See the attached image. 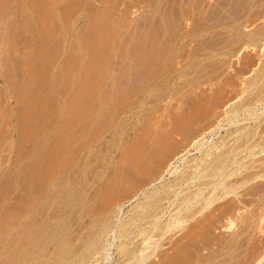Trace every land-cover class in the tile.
Masks as SVG:
<instances>
[{"label": "rangeland", "instance_id": "1", "mask_svg": "<svg viewBox=\"0 0 264 264\" xmlns=\"http://www.w3.org/2000/svg\"><path fill=\"white\" fill-rule=\"evenodd\" d=\"M218 1L219 0H0V10L2 9L0 11V49L2 51H0V126L2 131L8 130L11 127L14 129V164L16 176L19 178L18 182H23L24 176L29 174L30 158L37 157L41 163L42 169L46 166L47 160L48 162L50 161L51 158L49 159V156L51 154L52 158L55 159L56 165L66 167L73 163V160L77 158L79 153L81 156H84L91 152L94 157L93 164L96 163L97 168L105 165L108 170L107 173L98 178V181H101V185L97 184L91 195V213L100 215L102 212L105 213L111 208L117 210V207L124 203L118 217H114L118 223L119 217L129 219L136 209V203L138 204V202L142 200L141 196L138 199H134V194L136 195L147 183L160 175L170 160H173L174 157L181 154L185 146L190 143V140L200 134L202 122L204 121L202 119V113L207 111V109L220 113L213 124H218L220 122L222 125L220 129L213 131L211 129L216 127V124H212L209 128L202 129L204 131L209 130L208 133L210 132V134H207V140L210 139L211 142L222 140L228 128L233 129L240 124L245 125L248 122L253 126L252 124L258 120L264 122V114H262L261 117V110H259L261 106L263 107V102L260 101H253L251 105L249 104L250 109L255 110H253L254 115H252V117L250 116L251 114H247L248 111H243L244 113L241 112V115L236 119H239V121L235 122V118H231V123L230 119L226 120L223 114L226 106L223 100L225 89H231L233 91L229 94L230 96L226 102L233 100L228 102L233 104L236 101L244 99L248 92L247 90L250 89L248 85H245L244 81L252 77L254 70L259 65L257 61L254 63L255 65L247 64L249 61L248 59L253 58L259 60L262 52L259 51L261 44L253 48L251 46H246L247 48L243 50L240 56L235 55V53L232 54L231 51L226 52L225 49L220 50L223 49L222 45L225 43L224 40L222 41L220 38H222L224 32H227V27L225 26L226 28L223 29V25L220 27V25L217 24L218 18L215 14H217L218 10L220 11L219 14H229V11H227V2L229 0L219 1L220 5H218L217 10ZM222 1L226 3L225 8H223L221 4ZM213 6L216 8H213ZM252 10L253 9L250 8V13H252ZM263 20L264 17L254 21H238L235 26H237L236 29L239 30V33H246L256 28L255 26L261 25ZM213 27H215L214 30ZM226 35L227 33L224 38ZM218 48L219 50H217ZM209 49H212V52ZM259 52H261V54ZM226 55H228V57L232 56L228 58ZM148 58L149 61H147ZM135 61L138 66H136ZM250 66L251 68L254 67V69H250ZM205 67L209 69H205ZM183 68L187 70H183ZM242 68H244L243 70L245 71L241 70ZM143 70L146 72L144 73ZM177 71L182 72L177 74ZM129 72L130 74L133 72V75H130ZM194 73L198 74V76ZM5 75H8V81ZM169 75L170 78L173 77L174 79L170 83V92L166 89L159 90L157 86L153 85L151 82ZM230 77H232V79ZM125 78L128 79L126 80ZM14 79L15 81L13 83L12 80ZM10 80L13 86L9 83ZM231 80L235 82L233 81L231 84ZM100 81H102L104 85H102ZM241 81L243 85L239 86ZM139 82H141V84ZM119 83L122 84L120 85ZM229 83L230 85L228 88L227 84ZM107 86L113 91H108L110 89ZM135 86H138L136 88L138 91L135 89ZM143 86L145 90L149 89L145 91ZM104 88H106V90ZM116 89L123 90L120 93L117 92ZM103 92L109 94L116 92L115 94L117 97H115V94H113L114 96L111 95L108 97V94L106 95V93ZM129 93L133 94L131 95ZM167 93L170 98L166 95ZM158 94H163V97L158 99ZM144 95L151 99V102L144 105L142 113L139 114V116L132 117V120H126L127 122L125 121V124H120V122L124 120V117H126L127 109L131 106L130 104L133 100L138 96L144 97ZM171 96L174 97L172 98ZM177 96H179V98ZM84 97L86 100H84ZM123 97H126L127 100L126 98L123 99ZM109 98H111V100L113 98V103ZM177 99L178 101H175ZM126 101H128V103ZM79 102H82L83 105ZM94 103H96L94 106L95 108L92 106ZM78 105H82L80 107L83 109ZM86 107H91V111ZM114 107L116 108L113 109ZM121 108L123 110H121ZM74 109L77 111L75 112ZM93 109L97 111H95L97 117L95 116L96 114L93 113ZM116 109L118 111H116ZM86 110L87 115L85 113ZM161 111L164 113H161ZM114 112L117 114H112ZM111 114L113 116H111ZM258 114L259 118H257ZM242 115L246 117L249 116V120L248 118L244 119L245 116ZM82 116H86L88 119ZM92 116L97 118L93 120L94 122H91ZM99 116L100 118H98ZM120 119L121 121H119ZM159 119L160 121H158ZM251 119L252 121H250ZM83 121L85 122L83 123ZM233 123L236 126L233 125ZM143 124L146 126H143ZM177 124L180 128L171 129V127H175ZM180 125H182V127ZM191 125L195 128L194 131L190 133L185 132V128ZM80 126L82 129H80ZM85 126L86 128H83ZM88 127H90V129ZM2 133L4 132L0 131V140L3 141L1 137ZM161 135H167L168 138L170 137V140L176 142V146L159 168L157 175L144 178L145 176L142 174L144 169L141 168V164L145 160L149 162L150 153L154 151L152 147H155L156 139ZM113 137L117 140V145H115L117 148L112 151L111 149L108 150V147H110L112 141H116ZM79 141H81V147L78 145L80 143ZM89 141L92 143H88ZM82 143H85V145ZM88 146L91 147L89 148ZM139 151L141 155L138 154ZM199 154V152H196L192 155H188L186 164L195 162L194 158H197ZM104 155L105 157L103 158ZM172 155L174 157H172ZM263 157L264 152L255 155L256 159H263ZM184 164L183 166L179 165V171H184L186 169V164ZM19 172L20 174H18ZM165 178L164 181L162 179L163 182L169 179L168 176ZM162 181L158 184L163 183ZM189 183H192L191 180ZM188 188H190V186L177 185L175 191H179L178 194L181 195L182 190H188ZM39 189L42 190V188ZM34 196H32V198H34ZM109 197L111 198L109 199ZM172 198L173 197H171V200L170 198H166L162 201L164 212H166L161 215V219L167 216V211H173ZM231 198V195L221 196L220 199H217L211 205L212 208L206 209L203 214L208 212L210 217H212L213 214H210L211 211L216 209L213 213L218 212L217 208H215L216 205ZM248 198L249 196H247V199ZM67 201H69V199ZM64 203H66V201ZM106 204L108 205L106 206ZM97 208L100 212L96 210ZM107 208L108 210L106 211ZM103 209H105V211ZM26 220H28V217L22 221L15 235L17 237H15L17 241L16 247L18 249L20 246L21 248L23 247L27 239L28 222ZM189 224L190 222H188L186 226L189 227ZM133 225L136 227H133ZM139 227V224H131L130 229L133 231L135 230L132 235L137 233L136 231ZM228 229L219 224L213 229V232L215 231L214 233L217 236L225 237L231 232V230ZM177 231V228H174L173 231L166 234V239L161 240L164 242V245L160 243V246H154L153 241L157 236H153L151 239L141 244V246L145 247L148 245L147 249L138 252V257L142 255L144 258L141 263L159 264L160 261L165 259L169 264H199L200 262L202 264V255L207 253V248L202 247L204 249L201 248L196 254L193 252V248L181 245L182 242L186 241V238L179 236V232ZM74 235L75 231L71 236ZM109 236L110 240L114 242L109 240ZM131 236L123 237L122 239H113V234L109 231V233L102 237L105 242L101 239L100 245L97 246V254H93L85 264H137L135 263L137 258H134V261H131L132 263L124 262L123 252H121L123 251L121 245L127 242ZM140 237L141 235L139 234L135 238L133 237L131 241L137 242L141 239ZM197 237L199 238V236ZM74 241L80 244L79 239H75ZM145 243H147V245ZM177 243L179 245L176 246ZM250 244L251 243L248 245L249 247ZM251 249L249 252L243 253L242 259H240L242 263L248 259L249 254H251ZM261 250L257 252V258H261L264 253V246ZM162 251H164V254H161ZM174 251L176 255H174ZM145 254L148 257H146ZM197 255L202 257L198 259ZM257 258L254 260L255 262L258 260ZM171 260H175V263ZM176 260L178 261L176 262ZM262 261L261 264H264V258Z\"/></svg>", "mask_w": 264, "mask_h": 264}, {"label": "bare ground", "instance_id": "2", "mask_svg": "<svg viewBox=\"0 0 264 264\" xmlns=\"http://www.w3.org/2000/svg\"><path fill=\"white\" fill-rule=\"evenodd\" d=\"M219 1H221V0H219ZM219 1L217 2V10H218V5H220ZM222 2H221V4H222L223 8H225L226 3H224V2L222 3ZM227 4H228V10L227 11H229V14H219V12H220L219 10L218 11L216 10L217 14H215L218 18L217 24L220 25V27L223 25V29L227 27V32H224V34L222 35V38H220V39H222V41L224 40V42H225L222 45L223 49H220V50L225 49L226 52L231 51L232 54L235 53V55L240 56L242 54L243 50H245V48H247L246 46H251L253 48V47L261 44L259 51L262 52V54H261V52H259L261 54L259 60L258 59L255 60L253 58L248 59L249 61L247 62V64L249 63L250 65H253L257 61L258 62L257 64H259V65L258 66L256 65L257 68L254 70L252 77H250L249 79L246 78L247 80L244 81L245 85H248L250 87V89L247 90L248 92L246 94V97H244V99H242L240 101L234 102L233 104L228 103L229 101L230 102L233 101V100H229L228 102H226L230 96L229 94L233 91L231 89H229V90L225 89L223 100H224V103L226 106L224 108L223 114L226 117V120L230 119V122H231V118L232 119L235 118V122H236V121H239V119L238 120H236V119L241 115V112L244 113L243 111H248L247 114L248 113H249L248 115L251 114L250 115L251 117H252V115H254L253 113L255 110L250 109V107H249L251 105V102H253V101L263 102V107L262 106H261V108L258 106H256V107L260 108L259 110H261V112H260L261 117H262V114H264V110H263L264 109V20H263L261 25H259V26L257 25L258 27L255 26L256 28H254L250 32H246V33L245 32L239 33L238 32L239 30L236 29L237 26H235L238 21H254V20H257L258 18L264 17V0H229L227 2ZM214 6H213V8H216ZM9 7H11V6H9ZM250 8L253 9L252 13H250ZM223 12H225V11H223ZM225 13H228V12H225ZM214 28L215 27H213V30H214ZM12 33H13V31H12ZM226 33H227V35L224 38ZM220 34H221V32H220ZM3 36H4V34H3ZM206 49H208V48H206ZM214 49H216V48H214ZM217 50H219V48ZM0 51H1V49H0ZM226 56L228 57V55H226ZM231 56H229V57H231ZM144 59H145V57H144ZM206 59H207V57H206ZM136 61H135V64H136V66H138ZM147 61H149V58ZM153 61H152V64H153ZM138 62H139V60H138ZM192 62H193V60H192ZM188 63H190V62H188ZM188 63H187V65H188ZM179 64H180V62H179ZM223 64H224V62H223ZM145 65H146V63H145ZM150 65H151V63H150ZM209 65H210V63H209ZM210 66H208V67H210ZM146 67H147V65H146ZM208 67H205V69H209ZM185 68H183V70ZM252 68L254 69V67H252ZM252 68L250 66V69H252ZM243 69L244 68H242L241 70H243ZM185 70H187V69H185ZM243 71H245V70H243ZM140 72L142 73L141 70H140ZM145 72L146 71H144V73ZM179 72L180 71H177V74ZM185 72H187V71H185ZM9 73H10V71H9ZM220 73H221V71H220ZM129 74H130V72H129ZM194 74H196V73H194ZM196 76H198V74H196ZM10 77H13V76H10ZM174 77H176V76H174ZM183 77H184V75H183ZM183 77H182V79H183ZM7 78H8V75L6 76V80H7ZM120 78H121V76H120ZM222 78H224V77H222ZM230 78L232 79V77H230ZM154 79H156V78H154ZM238 79H239V77H238ZM8 80H9V78H8ZM121 80H122V78H121ZM138 80H139V78H138ZM173 80H174L173 77L170 78V75H169L167 77H164L161 79H156L155 81H151V82L153 85L157 86V88L159 90L166 89L167 91H169L170 83ZM7 81H6V83H7ZM12 81L14 83L15 79ZM117 81H118V79H117ZM233 81L231 82V84L233 83ZM100 82H102V81H100ZM194 82H196V81H194ZM9 83H11V80ZM139 83L141 84V82H139ZM220 84H222V83H220ZM102 85H104L103 82H102ZM113 85H112V87H113ZM191 85H193V84H191ZM227 85L229 88L230 83ZM240 85L241 86L243 85L242 81L239 84V86ZM12 86H13V84H12ZM86 87H87V83H86ZM130 87H127V88H130ZM137 87L138 86H135V89ZM249 87H247V88H249ZM116 88H118V87H116ZM150 88H152V87H150ZM104 89L106 90V88H104ZM109 89L110 90H108V91H113L111 88H109ZM123 89H118V90L116 89V90H117V92L121 93V91ZM148 89H146V90H148ZM139 90H140V88H139ZM141 90H143V89H141ZM144 90H145V87H144ZM244 91H245V89H244ZM107 92H103V93H106V95L108 94V97H110L111 95L116 93V92H114L113 94L112 93L109 94ZM90 93H91V91H90ZM129 94H131V93H129ZM88 95H89V92H88ZM126 95H127V93H126ZM166 95L169 96L168 93ZM243 95H245V94H243ZM115 97H117L116 94H115ZM115 97H113V98H115ZM162 97H163V94H160L157 98L161 99ZM164 97H165V95H164ZM177 97L179 98V96H177ZM233 97H235V96H233ZM96 98H97V94H96ZM105 98H107V97H105ZM113 98H112V100H111V98H109L111 100V102L113 101ZM125 98L123 97V99H125ZM169 98H170V96H169ZM79 99H81V98H79ZM90 99H92V98H90ZM84 100H86L85 97H84ZM126 100H127V98H126ZM82 101H83V99H82ZM175 101H178V99ZM90 102H92V101H90ZM126 102L128 103V101H126ZM149 102H151V99H149L147 96H145V95H144V97L138 96L130 104L131 106L128 107V109H127L128 111L126 112L127 115H126V117H124V120H122V121H121V119L119 120V121H121L120 124H125L124 122L126 120H130L132 117L139 116V114H141L143 111L144 105L146 103H149ZM79 103H82V102H79ZM115 103H114V105H115ZM176 103H178V102H176ZM95 104L96 103L92 104L93 108H95L94 107ZM254 104H256V103H254ZM82 105H83V103H82ZM82 105H80V106H82ZM157 105H158V103H157ZM223 106H224V104H223ZM116 107H118V106H116ZM116 107H114L113 109H115ZM76 108H77V104H76ZM86 108H89V107H86ZM81 109H83V108H81ZM104 110H105V108H104ZM121 110H123V109L121 108ZM162 110H164V109H162ZM208 110L209 109H207V111ZM76 111L77 110H75V112ZM89 111H91V109ZM92 111H93V113H95L96 110L94 111V109H93ZM116 111H118V110L116 109ZM156 111H157V109H156ZM207 111H205V112H207ZM2 112H4V111H2ZM83 112H85V111H83ZM162 112L163 111H161V113ZM192 112H194V111H192ZM205 112L202 113V119L204 121L202 122L201 130L204 128H209L213 124V122L215 121L216 117H219L218 115L220 114L217 111L214 112L212 110L211 111L209 110L207 113H205ZM85 113L87 115V110ZM112 114H117V113L114 112ZM112 114H111V116H113ZM90 115H92V114H90ZM245 115H242V116H245ZM255 115H257V114H255ZM95 116L97 117V114ZM119 116H120V113H119ZM84 117H85V119L87 118L86 116H84ZM95 118L92 116L91 122L93 120H95ZM98 118H100V116ZM246 118H248V120H249V116L244 117V119H246ZM257 118H259V114H258ZM78 119H80V118H78ZM134 119H133V121H134ZM156 119H157V117H156ZM167 120H168V118H167ZM117 121H116V123H117ZM158 121H160V119ZM193 121H195V120H193ZM250 121H252V119ZM255 121H256V118H255ZM84 122L85 121H83V123ZM166 124H164V125H166ZM215 124L216 123H214L213 125H215ZM89 125H90V123H89ZM233 125H235V124L233 123ZM240 125H238V126L235 125L236 127L233 129H231V128L226 129V134L222 137V140H218L215 142H211L210 139L207 140V138H208L207 134H210V132L208 133L209 130L208 131L202 130V132H201V130L199 129L200 134L199 135L197 134L198 136H196L194 139H191L192 136L190 137V139H191L190 143H188V145L185 146L184 151L181 152V154H179V155L177 154L178 153L177 152L176 154L178 156H176V157H174L172 155V157H174V159L173 160L171 159L172 161L170 160V162L167 164V166L165 165L166 167L163 170V172L162 173L160 172L161 173L160 175H158L151 182L147 183L144 187L142 186L143 188L140 189V191L138 193L136 192L137 193L136 195L134 194V197H133L134 199H138L141 196L142 200L139 201L138 204L136 203V205H135L136 209L133 211L131 216L128 215V216H130L129 219L119 217L118 223L116 222L114 217H116V216L118 217L119 213L121 212V208L124 206L123 205L124 203L122 205H119L117 207V210L115 208H111L108 210V208H107L106 211L107 210L108 211L105 213L102 212V214H100V215H97V214L94 215L93 213H91V209H90V204H91L90 202H92L91 201V195L93 194V190H94L95 186H97V184L101 185V183H100L101 181H98V178L100 176L104 175L105 173H107L108 170H107V166H105V165H104L105 167L100 165L101 167L97 168L96 163L93 164L94 157L90 151H89L90 153H87L84 156H81L80 153L78 152L80 156L77 155V158L73 160V163H71V164L69 163L70 165H68L66 167L65 166L61 167V166L56 165L55 159L52 158L51 154L49 156V159L51 158L50 161L48 162V160H47L46 166H44L42 169H41L42 166L40 165L41 163L39 162L37 157L32 158V159L30 158V162H29L30 166L28 169L29 174L24 176L23 182H18L19 178H17L18 176H16L15 164H14V150H15V148H14V138H15L14 137V135H15L14 129H13V127H11L8 130L2 131L1 126H0V131L4 132V133H2V136H1L3 141L0 140V264H85L86 261L93 254H95L97 252V248H98L97 246L100 245L101 241L103 240L102 237L104 235H106L107 233H109V231H111L113 234V239H122L123 237L124 238L129 237L135 231V230L133 231L130 229L131 224H139L140 227L138 229L136 228L137 233L133 234L127 242H124V244L121 243L122 244L121 248H123V251H121V252H123L124 262L126 261V262L130 263L134 258H137L135 263H137V264L141 263V261L144 258L142 257V255L138 257V255H139L138 252H142L143 250L147 249L148 248L147 243L149 241L147 243H145L147 245V247L141 246V244H143L145 241L151 239V237L157 236V238L153 241L154 246H160V243H161V245H164V242H162L161 240L166 239L165 238L166 234L170 231H173L174 228H177V230H178L177 232H179L178 233L179 236L186 238L185 239L186 241L181 243L182 246H187V247L189 246L190 248H193L192 250L196 254H197V252L200 251V249L202 247L207 248V253L202 255L203 256L202 264H261V261L264 258V253L262 254V252H261L262 256H261V258L259 257L260 258L259 259V258H257L258 257L257 252H259V250L263 249V246H264V157H263V159L262 158L256 159L255 155L257 153L262 154L264 152V122L263 121L261 122V120H258L257 122L252 124L253 126H251V124H249V122L245 125L244 124L241 126ZM71 126H72V124H71ZM77 126H78V124H77ZM143 126H146V125L143 124ZM180 126L182 127V125H180ZM221 127H222V125L219 122L218 124H216V127H213L211 130L212 131L217 130V129H220ZM83 128H86V126ZM88 128L90 129V127H88ZM172 128L178 129L180 127L177 124V126L171 127V129ZM77 129H78V127H77ZM80 129H82V127ZM194 129L195 128L193 127V125H191V126H188L187 128H185V132L190 133L191 131H194ZM154 132H155V130H154ZM92 133H93V130H92ZM155 134H157V133H155ZM176 134H178V133H176ZM134 136H136V135H134ZM165 136L167 137V135H161L158 139L155 138L156 139V145H155V147H152L154 149V151H152V153H150V158L148 159L149 162H147L146 160L144 162H142L141 168L144 169L143 173H142L145 176L144 178H150V177L156 176L159 168L162 166V164L164 163L166 158L173 152V150L176 146V144H175L176 142L170 140L171 139L170 137L166 138ZM109 137H110V135H109ZM114 137H115V135H114ZM77 138H78V135H77ZM114 139L116 140V138H114ZM124 140H127V139H124ZM79 142L80 143L78 145L80 146L81 141H79ZM95 142H96V139H95ZM116 142H117V140L112 141L110 147H108V150L111 149L113 151L115 148H117L115 146V145H117ZM88 143H90V141ZM82 144L85 145V143H82ZM82 147H84V146H82ZM91 151H92V149H91ZM96 151H98V150H96ZM105 151H104V153H105ZM196 152H199L200 154L197 156V158H194L195 162L188 161L190 163L186 164L187 156L192 155ZM179 153H180V151H179ZM138 154H140V151ZM96 157H97V155H96ZM104 157H105V155L103 156V158ZM109 157H111V156H109ZM46 159H48V158H46ZM180 163L186 164V165L184 164L186 166V169L184 171H179V168H178L179 165L183 166V164H180ZM181 170H182V168H181ZM20 171H23V170H20ZM25 172H26V170H25ZM18 174H20V172ZM167 176L169 177V179L166 180L165 182H163L164 178ZM108 177H110V176H108ZM162 179H163V181H162ZM165 179H167V178H165ZM103 180H105V179H103ZM135 180H137V179H135ZM190 180L192 183H189ZM160 181H162L163 183L158 184ZM252 181H254V182H252ZM177 185L178 186L179 185H181V186L186 185V186H190V188H188V190L187 189L182 190V194L179 195L178 194L179 191H175V187ZM39 188H42V190H40ZM177 190H178V188H177ZM119 191H120V189H119ZM241 193H242V195H241ZM114 194H115V192H114ZM225 195L226 196L231 195L232 198L223 202V203H219L218 205H216L215 208H217L218 212L213 213V211H216V209L214 208L215 210L211 211V213H210V214H213L212 217H210L208 212H207L208 215H207V213H205L206 215L203 214V212L206 209L208 210V209L212 208L211 205L217 199H220L221 196L224 197ZM32 196H34V198H32ZM247 196H249V198H248L249 200L247 199ZM171 197H173L172 198V200H173L172 201L173 211L172 210L167 211L168 212L167 216L164 219H161V215H163V213L166 212V211L164 212V206L162 204V201L166 198H168V199L170 198V200H171ZM110 198L111 197H109V199ZM68 199H69V201H67ZM65 201H66V203H64ZM93 201H95V200H93ZM63 204H64V206H63ZM108 204H106V206ZM96 210H98V208ZM103 210L105 211V209H103ZM98 212H100V211L98 210ZM26 217H28V220H26L28 222V235H27L26 241L23 244V247L21 248V246H20V248L18 249L16 247L17 241L15 239V237H16L15 235H16L22 221L24 219H26ZM188 222H190L189 227L186 226L188 224ZM219 224L222 227L224 226L227 229L229 228L231 230V232L225 237L217 236L214 233L215 231L213 232V229L215 227H217ZM134 226L135 225H133V227ZM74 231H75V235L71 236V235H73ZM21 234H23V233H21ZM139 234L141 235V237H140L141 239L138 238L139 240L137 242L131 241V239L133 237L135 238ZM197 236H199V238ZM167 238H169V237H167ZM75 239H77V240L79 239L80 244H79V242L75 243V241H74ZM105 239H106V237H105ZM169 239H171V238H169ZM109 240H110V236H109ZM103 241L105 242V240H103ZM174 242H175V240H174ZM178 243H180V242H178ZM178 243L176 244V246L179 245ZM249 243H251L250 247L248 246ZM200 244H202V245H200ZM20 245H22V244H20ZM171 246H172V244H171ZM106 247H108V246H106ZM251 247H252V249H251ZM202 249H204V248H202ZM250 249H251V254H249L248 259L242 263L240 261V259H242L243 253L249 252ZM17 251H19V252H17ZM98 253H99V251H98ZM172 253H173V251H172ZM161 254H164V251H162ZM174 255H176V252ZM172 256H173V254H172ZM146 257H148V256L146 255ZM197 257H198V259L201 258L199 255H197ZM107 258H109V257H107ZM175 258H176V256H175ZM256 258L258 260L255 262L254 260ZM174 261H172V262H174ZM177 261L178 260H176V262ZM159 264H169V263H167V260L164 259V260L160 261ZM199 264H201V262Z\"/></svg>", "mask_w": 264, "mask_h": 264}]
</instances>
